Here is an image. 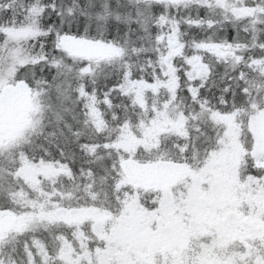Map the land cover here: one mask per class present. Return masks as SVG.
Listing matches in <instances>:
<instances>
[{"label":"snow or ice","instance_id":"snow-or-ice-1","mask_svg":"<svg viewBox=\"0 0 264 264\" xmlns=\"http://www.w3.org/2000/svg\"><path fill=\"white\" fill-rule=\"evenodd\" d=\"M0 264H264V0H0Z\"/></svg>","mask_w":264,"mask_h":264}]
</instances>
